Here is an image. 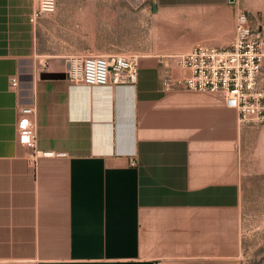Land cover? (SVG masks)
<instances>
[{"label":"crops","instance_id":"obj_1","mask_svg":"<svg viewBox=\"0 0 264 264\" xmlns=\"http://www.w3.org/2000/svg\"><path fill=\"white\" fill-rule=\"evenodd\" d=\"M190 1L158 0L162 18L180 28L192 14L201 29L211 17L199 14L224 19L226 0ZM37 5L0 0V264H205L224 256L244 184L264 177V125L241 124L216 94L166 89L168 73L187 74L169 56L142 57L133 86L75 85L60 62L38 69L45 16L30 21ZM213 19L221 29L220 15ZM18 74L20 88L11 89ZM24 105L35 110L37 149L52 153L36 162L18 141Z\"/></svg>","mask_w":264,"mask_h":264},{"label":"rangeland","instance_id":"obj_2","mask_svg":"<svg viewBox=\"0 0 264 264\" xmlns=\"http://www.w3.org/2000/svg\"><path fill=\"white\" fill-rule=\"evenodd\" d=\"M210 1L213 4L218 0ZM173 2L185 5L191 1ZM56 3V12L45 15L43 28L37 31L38 69L58 62L78 63V57L90 54L163 59L197 44L227 47L234 38L236 6L230 0L225 3L224 19L222 13L199 14L211 17L210 29L194 27L188 20L192 14L187 13L182 18L190 24L179 28L173 17L162 18L158 0H56ZM237 6L247 13L253 29L264 40V0H237ZM218 15L224 23L221 29H214L213 18ZM243 190L240 220L228 222L225 255L212 257L205 264H264V177L250 179ZM232 224H235V236H229Z\"/></svg>","mask_w":264,"mask_h":264},{"label":"built area","instance_id":"obj_3","mask_svg":"<svg viewBox=\"0 0 264 264\" xmlns=\"http://www.w3.org/2000/svg\"><path fill=\"white\" fill-rule=\"evenodd\" d=\"M235 5V31L227 47L206 44L194 45L184 53L170 55L176 65L187 74L174 78L165 77L166 89L179 87L189 91L218 95L225 106L237 112L243 125H264V88L258 84L263 59V38L256 32L247 16ZM56 0H39L30 21L35 23L45 15L56 12ZM76 62V61H75ZM78 63L69 62L68 76L75 85L87 88L133 86L139 73L138 55H83ZM20 74L10 77V88H20ZM32 106L19 109L17 122L18 141L32 150V161L52 153L37 149V129ZM135 164V163H133Z\"/></svg>","mask_w":264,"mask_h":264},{"label":"water","instance_id":"obj_4","mask_svg":"<svg viewBox=\"0 0 264 264\" xmlns=\"http://www.w3.org/2000/svg\"><path fill=\"white\" fill-rule=\"evenodd\" d=\"M230 1H233V0H230Z\"/></svg>","mask_w":264,"mask_h":264}]
</instances>
